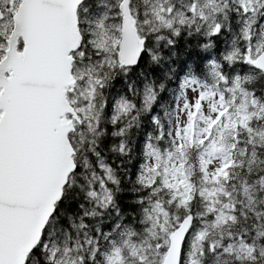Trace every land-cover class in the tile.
<instances>
[{
	"label": "snow or ice",
	"instance_id": "obj_1",
	"mask_svg": "<svg viewBox=\"0 0 264 264\" xmlns=\"http://www.w3.org/2000/svg\"><path fill=\"white\" fill-rule=\"evenodd\" d=\"M0 264H264V0H0Z\"/></svg>",
	"mask_w": 264,
	"mask_h": 264
}]
</instances>
